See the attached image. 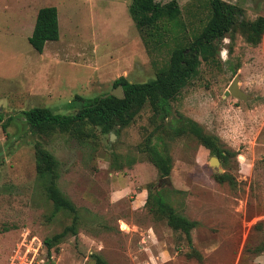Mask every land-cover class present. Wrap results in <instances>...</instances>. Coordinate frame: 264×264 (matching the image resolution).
Returning <instances> with one entry per match:
<instances>
[{"label":"rangeland","instance_id":"obj_1","mask_svg":"<svg viewBox=\"0 0 264 264\" xmlns=\"http://www.w3.org/2000/svg\"><path fill=\"white\" fill-rule=\"evenodd\" d=\"M173 1L177 37L147 51L127 12L130 0H0V264L24 236L42 242L72 222L66 210L50 216L46 178L34 171L36 142L57 162L56 188L76 211L75 234L52 243L56 263L93 264L98 256L105 264H264V252L253 253L264 238V31L252 47L239 30L242 22L264 17V0H219L234 7V28L214 43L212 56L199 60L165 122L144 106L117 134L89 127L82 139L38 137L25 123L27 109L69 114L64 105L75 95L108 93L119 77L151 80L161 59L190 42L208 15V0ZM42 7L55 8L58 39L38 54L27 38ZM234 76L245 101L223 96ZM179 116L216 139L224 159L191 135L167 134L165 123ZM148 136L160 137L158 147L171 159L168 185L138 152ZM214 175L232 182L217 183ZM147 188L197 222L190 238L200 263L185 257L178 233L147 212Z\"/></svg>","mask_w":264,"mask_h":264},{"label":"trees","instance_id":"obj_2","mask_svg":"<svg viewBox=\"0 0 264 264\" xmlns=\"http://www.w3.org/2000/svg\"><path fill=\"white\" fill-rule=\"evenodd\" d=\"M208 15L203 26L190 42L173 48L168 56L161 59V65L155 69L154 76L146 82H129L123 77L113 81V86H120L121 98L108 93L91 99L74 96L64 105L69 114H56L47 108H30L23 112L25 123L29 131L38 137H48L54 133L66 134L77 139L88 136L87 128L97 127L101 133L119 130L128 126L140 109L147 106L153 119L165 122L169 117V104L174 100L180 88L196 72L199 60H206L216 50L214 43L221 41L229 34L235 25L234 7L225 5L219 0H208ZM127 12L135 28L141 33L142 43L147 51L162 46L166 39H174L172 30L177 25L179 15L178 6L171 0L159 4L153 0H130ZM239 30L244 36V42L249 46H256L264 31V17H257L248 23L239 24ZM177 37V36H176ZM58 39L56 10L54 7L39 8L35 14L33 27L27 43L30 48L40 54L46 42ZM165 132L172 136L191 135L198 143L213 154L217 159L223 160L221 151L216 147L214 138L204 134L198 125L179 116L173 123H165ZM3 128V127H2ZM164 129V128H163ZM163 144L160 137L148 136L138 146V152L144 155V160L156 171L158 177L169 175L171 159L158 147ZM34 171L40 178H46L45 192L52 204L50 216L60 210L72 214V222L60 233L42 241L47 255L53 253L52 243H57L67 233L75 234L76 211L69 201L64 198L55 185L57 179V162L36 142L33 147ZM137 152V151H136ZM133 161H129L128 164ZM214 180L221 183L231 179L226 175H214ZM147 212L156 220H163L166 226L178 233L185 242L188 251L185 257L193 258L198 263L201 256L191 248L190 232L197 226L191 221L176 213L173 208L163 200L162 192L153 193L147 188L144 200ZM264 252V238L253 249V253ZM93 264H105L98 256H94Z\"/></svg>","mask_w":264,"mask_h":264},{"label":"built area","instance_id":"obj_3","mask_svg":"<svg viewBox=\"0 0 264 264\" xmlns=\"http://www.w3.org/2000/svg\"><path fill=\"white\" fill-rule=\"evenodd\" d=\"M6 264H58L53 253L47 255L42 242L36 238L24 236L14 245Z\"/></svg>","mask_w":264,"mask_h":264},{"label":"water","instance_id":"obj_4","mask_svg":"<svg viewBox=\"0 0 264 264\" xmlns=\"http://www.w3.org/2000/svg\"><path fill=\"white\" fill-rule=\"evenodd\" d=\"M109 95L116 97V98H121L122 94H121V89L120 86H116L115 88H113L112 90H110L108 92ZM223 96L224 97H232L234 99L237 100H241V101H245L248 99V97L239 90L238 85H237V76H234L232 78V80L230 81L229 85L227 86L226 90L223 92ZM110 137L112 138L113 135L110 134ZM209 165L213 168H215L218 164V161L216 158L211 157L209 159ZM161 181H163L164 183H166V185H168V181L167 178H163L161 179Z\"/></svg>","mask_w":264,"mask_h":264}]
</instances>
